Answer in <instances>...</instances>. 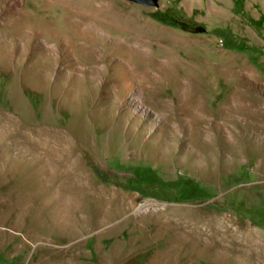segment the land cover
Listing matches in <instances>:
<instances>
[{"label":"rangeland","instance_id":"1","mask_svg":"<svg viewBox=\"0 0 264 264\" xmlns=\"http://www.w3.org/2000/svg\"><path fill=\"white\" fill-rule=\"evenodd\" d=\"M157 4L0 0V264H264V0Z\"/></svg>","mask_w":264,"mask_h":264},{"label":"trees","instance_id":"2","mask_svg":"<svg viewBox=\"0 0 264 264\" xmlns=\"http://www.w3.org/2000/svg\"><path fill=\"white\" fill-rule=\"evenodd\" d=\"M153 17L165 24L172 25L175 27H182L185 26L186 23L182 22L180 18L177 16L175 11H166L164 13L162 12H156L154 13ZM215 33L222 39L223 45L226 49L236 51V52H247L250 56L251 55H260V53L257 51L256 47L253 48H248L246 46V41L244 39H238L234 36H232L230 33L227 31L223 30H217ZM229 39L233 40V43L229 44L227 41ZM138 172H148L149 176L148 177H141L138 174L134 176L132 179V182H135L139 187L145 186L146 190L149 191L151 194L150 196H153L157 199L164 200V201H171L175 200L176 197L173 193H171L163 183L160 181V179L150 170L148 169H139ZM146 180L152 181L151 186H147L145 184ZM199 195H205L204 191H201L197 189Z\"/></svg>","mask_w":264,"mask_h":264},{"label":"water","instance_id":"3","mask_svg":"<svg viewBox=\"0 0 264 264\" xmlns=\"http://www.w3.org/2000/svg\"><path fill=\"white\" fill-rule=\"evenodd\" d=\"M134 4L142 5V6H155L157 7V1L158 0H126ZM203 31L202 28H196L195 32H201Z\"/></svg>","mask_w":264,"mask_h":264},{"label":"built area","instance_id":"4","mask_svg":"<svg viewBox=\"0 0 264 264\" xmlns=\"http://www.w3.org/2000/svg\"><path fill=\"white\" fill-rule=\"evenodd\" d=\"M139 207H144V203H142V204H139Z\"/></svg>","mask_w":264,"mask_h":264}]
</instances>
